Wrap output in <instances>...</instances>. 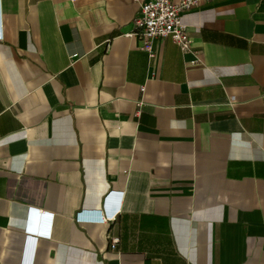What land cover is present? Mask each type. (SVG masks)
<instances>
[{"label": "crops", "instance_id": "0c3cea01", "mask_svg": "<svg viewBox=\"0 0 264 264\" xmlns=\"http://www.w3.org/2000/svg\"><path fill=\"white\" fill-rule=\"evenodd\" d=\"M148 1L0 0V264H264V0Z\"/></svg>", "mask_w": 264, "mask_h": 264}, {"label": "built area", "instance_id": "2783aa9c", "mask_svg": "<svg viewBox=\"0 0 264 264\" xmlns=\"http://www.w3.org/2000/svg\"><path fill=\"white\" fill-rule=\"evenodd\" d=\"M200 1L179 0L177 3H173L171 0H149L148 2L141 3L139 4L137 16L133 21L134 31L130 36L139 40L140 50L150 59L155 56V41L162 42L166 39L176 44L183 54H193L191 51L192 39L188 31L189 28L182 22L181 17L190 9L195 8ZM1 38L2 34H0ZM112 195V193L109 195V200L113 198ZM101 209L100 211L92 212L81 211L76 214L75 221L80 223L104 220ZM107 213L109 220L114 219L117 210L107 209ZM27 229V231H31L29 228ZM39 234L46 236V233L43 231ZM117 243V238H111V249H114Z\"/></svg>", "mask_w": 264, "mask_h": 264}, {"label": "water", "instance_id": "95a60500", "mask_svg": "<svg viewBox=\"0 0 264 264\" xmlns=\"http://www.w3.org/2000/svg\"><path fill=\"white\" fill-rule=\"evenodd\" d=\"M30 225L32 230H36L37 232L41 231L44 225L43 217L33 212V215L30 218Z\"/></svg>", "mask_w": 264, "mask_h": 264}, {"label": "clouds", "instance_id": "9594fccd", "mask_svg": "<svg viewBox=\"0 0 264 264\" xmlns=\"http://www.w3.org/2000/svg\"><path fill=\"white\" fill-rule=\"evenodd\" d=\"M101 210H102L103 218L106 219V217H109V215L107 213V207L106 206H103Z\"/></svg>", "mask_w": 264, "mask_h": 264}]
</instances>
